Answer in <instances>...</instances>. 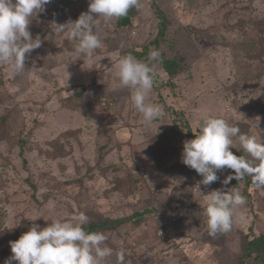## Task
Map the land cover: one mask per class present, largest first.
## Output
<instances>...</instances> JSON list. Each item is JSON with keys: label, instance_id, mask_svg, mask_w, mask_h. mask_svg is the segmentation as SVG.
Wrapping results in <instances>:
<instances>
[{"label": "rangeland", "instance_id": "obj_1", "mask_svg": "<svg viewBox=\"0 0 264 264\" xmlns=\"http://www.w3.org/2000/svg\"><path fill=\"white\" fill-rule=\"evenodd\" d=\"M154 3L171 24L162 45L151 46L161 53L153 61L161 88L153 85L149 100L163 116L145 127L118 61L156 39ZM88 6L52 0L29 26L42 45L26 54L24 72L0 64V264L25 222L43 227L79 212L121 221L104 231L113 250L104 264H119L121 250L124 264H241L247 236H264V189L250 176L233 179L227 187L247 198L244 218L212 238L206 195L233 170L205 186L182 152L189 128L199 132L209 116L235 117L242 133L264 138V0H140L130 27L99 18L103 46L92 58L65 54L76 42L52 23L76 20ZM174 57L181 70L171 78L160 62ZM155 210L178 218L170 237L147 215Z\"/></svg>", "mask_w": 264, "mask_h": 264}, {"label": "clouds", "instance_id": "obj_2", "mask_svg": "<svg viewBox=\"0 0 264 264\" xmlns=\"http://www.w3.org/2000/svg\"><path fill=\"white\" fill-rule=\"evenodd\" d=\"M51 2L0 0V64L9 65L16 73L24 72L26 54L42 45L41 37L33 38L29 26L33 17L45 12ZM139 6L140 0H89L88 11L81 13L78 19L52 25L64 39L76 42L72 51L65 50V54L90 59L95 50L103 46L99 18L108 22L126 16L130 9ZM160 57L159 50H150L148 61H157ZM149 62L138 60L132 54L118 61L119 82L130 90L132 104L142 115L145 127L163 116L162 107L149 100L156 75L155 65ZM232 149L242 150L244 154L238 156ZM182 163L201 175L205 186L220 180L218 172L233 170V174L221 181L224 187L206 195L204 214L208 235L212 238L230 232L235 220L244 218L242 209L247 198L237 187H227L233 179L239 182L250 176L258 189H264V138L242 133L235 117L205 118L199 134L184 142ZM89 222L90 218L79 212L54 219L46 227L33 223L18 240L9 242L13 255L4 264H13V261L17 264H104L113 251L106 244L109 237L102 231H86L84 226ZM118 261L124 264V250L118 253Z\"/></svg>", "mask_w": 264, "mask_h": 264}, {"label": "trees", "instance_id": "obj_3", "mask_svg": "<svg viewBox=\"0 0 264 264\" xmlns=\"http://www.w3.org/2000/svg\"><path fill=\"white\" fill-rule=\"evenodd\" d=\"M54 2H59L60 5L63 7H66L67 4H69L72 0H53ZM156 4L154 3V9L155 13L157 14V18L159 20L158 24V35L154 41L151 42V44L145 45L142 47V50L132 48L131 50H127L124 52V56L127 54H132L135 56L138 60L149 62L148 61V56L149 52L151 50V46L155 45L156 47H160L162 45V42H164L165 36H166V31L168 29V26L171 24L170 19L166 16L164 11L159 8L158 6H155ZM139 13V7H133L132 9L129 10L128 14L124 17L117 18V25L120 28H126L130 27L133 24V19L138 15ZM60 18V15H59ZM152 63L153 62H149ZM161 67L168 73V75L171 78H174L177 75V72L181 70V64L178 60V58L174 57L172 59H166V60H161L160 62ZM161 85V84H160ZM174 86V85H173ZM161 86L158 84V75H155V80H154V89L156 91H159ZM188 126V125H186ZM179 135L181 132H177ZM195 134L193 133L191 128L188 130V135L191 137V139L195 138ZM24 150V148L22 149ZM24 153V151H22ZM139 218L138 220L141 221L142 215L138 214ZM94 217V216H93ZM99 218V217H98ZM121 221H112L108 219H95L90 220V222L85 225V230L88 232H95V231H107L109 229H114L117 227L118 224H120ZM47 225L43 226L46 227ZM31 225L28 222H25L22 230H21V235L29 230ZM20 235V236H21ZM11 250L10 245L8 246L7 252ZM261 255L264 256V236H259V237H253L250 239V237L247 236L246 242L244 244V253L241 255L239 258L241 264H249L251 261L254 259H257L258 261L260 260ZM254 264V263H253Z\"/></svg>", "mask_w": 264, "mask_h": 264}, {"label": "built area", "instance_id": "obj_4", "mask_svg": "<svg viewBox=\"0 0 264 264\" xmlns=\"http://www.w3.org/2000/svg\"><path fill=\"white\" fill-rule=\"evenodd\" d=\"M147 215L153 216L158 222L160 226V231H159L160 236H165V237L171 236V233L173 231V225L176 223L178 219L176 216H171L166 212H161L157 210Z\"/></svg>", "mask_w": 264, "mask_h": 264}]
</instances>
